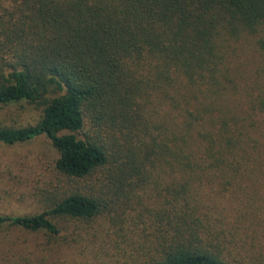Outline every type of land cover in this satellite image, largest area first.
<instances>
[{
    "label": "trees",
    "instance_id": "1",
    "mask_svg": "<svg viewBox=\"0 0 264 264\" xmlns=\"http://www.w3.org/2000/svg\"><path fill=\"white\" fill-rule=\"evenodd\" d=\"M243 34L254 67L233 62ZM16 103L39 118L0 143L43 137L52 170L42 209L0 226L104 217L138 264H264V0H0Z\"/></svg>",
    "mask_w": 264,
    "mask_h": 264
},
{
    "label": "rangeland",
    "instance_id": "2",
    "mask_svg": "<svg viewBox=\"0 0 264 264\" xmlns=\"http://www.w3.org/2000/svg\"><path fill=\"white\" fill-rule=\"evenodd\" d=\"M230 44L240 53L234 55V63L254 67L262 59L250 36L243 34ZM38 118L39 110L26 103L0 105V125L34 124ZM52 153L43 137L25 143H0V214H29L42 209L34 192L48 181ZM20 175L25 179H18ZM116 227L104 217L88 223L62 220L56 234L3 225L0 264H138L141 258L132 239L117 235Z\"/></svg>",
    "mask_w": 264,
    "mask_h": 264
}]
</instances>
